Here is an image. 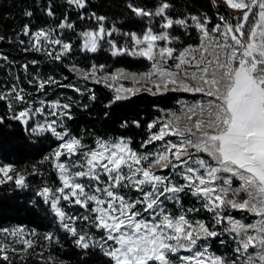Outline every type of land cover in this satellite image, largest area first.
<instances>
[{"label":"snow or ice","instance_id":"1","mask_svg":"<svg viewBox=\"0 0 264 264\" xmlns=\"http://www.w3.org/2000/svg\"><path fill=\"white\" fill-rule=\"evenodd\" d=\"M66 3L86 10L89 0ZM210 4L229 10L226 15L217 12L214 24L206 14L174 18L169 13L171 0H159L154 10L130 0L126 7L135 16L147 18V25L142 34L123 33L131 41L128 47L107 39L120 31L114 24L106 28L107 17L78 13L81 20L96 24L79 33L81 51L96 53L101 42H107L114 57L130 55L151 62V71L142 74L152 83L146 91L202 96L192 103L178 100L179 112L161 110L164 116L147 123V138L140 142V150L132 147L130 137H97L93 145L86 144L68 128L67 121L75 118L71 103L41 99L35 107L17 84L0 92L11 120L20 122L30 135L50 136L57 142L40 162L51 166L54 179H42L37 195L54 211L85 259L95 250L105 264H264V0H221L220 4L210 0ZM24 14L33 15L31 11ZM46 15L54 16L51 6ZM56 28L74 30L75 24L65 16ZM56 28L33 31L26 24L16 43L25 52H43L62 61L72 53L73 44L54 36ZM177 28L196 31L198 43L175 46L180 38L172 33ZM52 46L59 49L49 51ZM0 59L7 57L0 55ZM103 67L93 64L90 72L75 66L73 70L85 80L100 83L96 73ZM23 68L27 70L28 64ZM108 79L105 76L104 82ZM29 83H36L42 94L49 85L84 94L80 87L53 77ZM137 91L120 85L109 103ZM90 99H96L94 93ZM5 120L0 115V124ZM131 123L141 127L138 120ZM127 126L125 121L122 127ZM44 175L36 165L25 173L3 164L0 186L12 183L24 189L30 186L29 176ZM184 197H191L195 204L186 208ZM170 204L178 211L170 209ZM65 205L78 206L85 214L69 216ZM201 213L208 219L195 218ZM248 217L253 218L251 222ZM81 220L95 233L79 227L76 222ZM0 233L13 239L12 244L0 242L2 261H9V253H27L39 246L35 229L0 228ZM225 237L231 244L230 257L213 251L217 241L221 246L226 243ZM54 239L58 242L52 232L43 235L44 241Z\"/></svg>","mask_w":264,"mask_h":264},{"label":"trees","instance_id":"2","mask_svg":"<svg viewBox=\"0 0 264 264\" xmlns=\"http://www.w3.org/2000/svg\"><path fill=\"white\" fill-rule=\"evenodd\" d=\"M130 0H89L86 10L76 9L69 6L66 0H0V54L7 57L9 64L19 72L25 69L23 65L28 64L29 70L39 71L43 74L49 69L54 74H70V77H77L84 94L76 92L73 88H64L61 93L62 103L73 105L74 119L67 121L70 131L81 136L88 145H93L97 137L117 138L130 137L132 147L139 149L140 142L147 138L146 125L151 120L161 117L165 112L161 110H174L179 107L178 100H193L198 94L184 92H166L153 94L146 90L136 92L113 103L114 92L99 76L113 73L117 68H124L129 71H145L150 66V61L141 57L130 55L112 56L110 45L101 42V47L96 53L81 51L82 38L79 33L89 28H95L93 20L79 18V14L90 15L95 12L97 15L107 17L106 28L113 24L120 29L114 32L112 37L121 46H131V41L123 33L136 32L142 34L147 25V18L135 16L127 7ZM137 6L147 9H155L159 0H131ZM173 7L169 13L174 18L188 14H206L212 17V23L217 22L216 14L219 12L226 15L229 10L225 6L217 9L211 7L210 0H171ZM220 4V2H217ZM51 6L54 16L46 15V9ZM31 11V17L24 13ZM67 16L70 22L75 24V29H58L56 26ZM158 20V18H157ZM30 25L32 30L38 28H56L54 36L73 44L72 53L64 57L65 64H56L42 61V54L36 52H25L16 43L17 35L21 33L24 25ZM159 25L153 21V27ZM172 35L180 39L175 41L177 47L186 46L198 42V33L189 30L187 33L182 28H177ZM27 40L26 37L20 36ZM32 61H38L32 64ZM67 61V63H66ZM103 65L98 68L96 78L101 82L96 83L94 79L85 80L77 71L82 69L91 71V66ZM71 66L66 72V66ZM6 68L0 65V88L11 84V78L5 72ZM17 72V73H18ZM68 73V74H67ZM69 82V75L63 83ZM108 82V81H107ZM86 89V90H85ZM94 93L95 100L90 99ZM83 105H88L85 109ZM107 113V114H106ZM11 112L6 108L5 103L0 101V115L6 116L3 124H0V161L12 164L18 171L31 173L33 165L38 166L45 174L43 178L29 176L28 188L18 189L12 183L0 186V228L7 225H19L28 230L35 229L39 246L27 253L17 251L9 253V261L0 260V264H105V259L93 250L84 258L82 250L78 249L70 234L58 226L59 220L49 211V205L42 202L37 195L42 186V179L47 181L52 175L53 169L45 162L44 157L48 156L57 142L52 137L42 138L36 134L30 135L20 122L10 119ZM138 120L141 127L134 126L131 122ZM127 121L128 126L122 127ZM52 218L55 220L53 221ZM52 232L58 238L52 241H44L41 235ZM51 257V259H49Z\"/></svg>","mask_w":264,"mask_h":264},{"label":"rangeland","instance_id":"3","mask_svg":"<svg viewBox=\"0 0 264 264\" xmlns=\"http://www.w3.org/2000/svg\"><path fill=\"white\" fill-rule=\"evenodd\" d=\"M217 2L221 3V0H217ZM156 26H157V28H159V25H156ZM156 30L158 31L159 29H156ZM174 44H175V42H174ZM195 44L196 43L188 44V45H195ZM58 49H59V46H52L49 48V51H56ZM41 54H42V57H41L42 61L45 60V62L52 63V64H56V62H58V61H54L51 57L44 54L43 52H41ZM0 55H2V54H0ZM59 63L65 64V60L62 59V61H59ZM66 63H67V61H66ZM0 65L1 66L3 65L6 68L5 72H6L7 76H9L11 78V84L5 85V87H1L0 92H7L9 87H11L13 84H17V85H19V87L23 88L25 90V92L28 93L30 95V97L34 100V106L35 107L40 106L39 101L41 99L49 101V102L55 101V100H60L62 102L63 99L61 98V93L63 92L64 88L56 87L55 85H49V86H47L46 94H42L36 90V87H37L36 83H29L30 80L36 79L38 82L39 80H46L48 77H53L55 80L61 82L62 84H72L75 86H77V83L79 81V78L70 77V74L67 73L69 75V82L63 83V81L65 80V77H68V75L63 76V75H65L63 73V74H60L61 76H59V74H54L49 69L44 74L42 72H39V71L33 72L32 70L27 69V70H24L23 72H21V76H20L19 72L16 71V69L9 64V61L7 59H0ZM70 67L71 66H69V65L65 67L66 72H68L67 70H69ZM149 71H151V62H150L149 68L145 71H138L137 72V71H129V70L124 69V68H117L115 71H113V73L105 74V75H102L99 77L100 78H104L105 76L109 77L107 84L113 85V87H110V88L113 90L114 95H115L116 94L115 88L119 87L120 85H123L124 88H138V89H140V91L145 90L148 87H152L151 81L146 82L143 78V75H142L144 73H148ZM112 75H116L118 77V79L112 80L111 79ZM133 77H135V79ZM191 94H193V93H191ZM198 95L199 96L196 99L186 100V101L189 103H192L196 100L202 99L201 94H198ZM129 96L130 95H128L127 97H129ZM204 99H207V98H204ZM174 110L179 112L180 105L177 109H174ZM148 150L153 151L154 149L149 148ZM3 164H6V163H3L0 161V166H2ZM164 171L166 173L167 170H164ZM183 203H184V206L187 208V207H192L195 204V201L191 197H184ZM169 207L172 210L178 211V209H176L175 206H173L171 204L169 205ZM64 210L67 212V214L69 216H73V215L81 216V215L85 214V211L78 206L65 205ZM49 211L55 216L54 211L51 210L50 207H49ZM55 218H57V217H55ZM55 218L54 219L52 218V220L54 221ZM195 218L196 219H205V220L208 219V217L205 213H201L199 216H197ZM237 218H240V214H237ZM247 219L249 222H251V220L253 218L248 217ZM76 223L79 227L83 228L84 231H91L93 233H95V231H96L95 229H89L86 222H84L82 220L77 221ZM59 225H60V221L58 223V226ZM15 227H19V225H7V226H3L1 228L11 229V228H15ZM60 228L62 230H64L61 226H60ZM25 229L28 230L27 228H25ZM97 235H99V234L97 233ZM41 236L43 237V235H41ZM225 240H226V243L223 246H221L219 244V242L217 241L213 246V251L217 252V254H219V255H223L225 257H230L232 255V253L230 251L231 244L228 241L227 237H225ZM0 242H7V243L12 244L13 239L11 237H5V235L3 233H0ZM14 246L17 249H19V247H20L19 245H15V244H14Z\"/></svg>","mask_w":264,"mask_h":264}]
</instances>
